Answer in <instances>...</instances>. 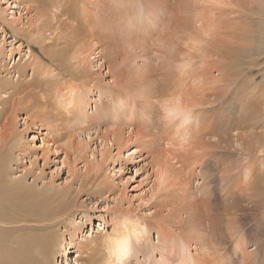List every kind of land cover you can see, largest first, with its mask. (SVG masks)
I'll list each match as a JSON object with an SVG mask.
<instances>
[{
  "label": "rangeland",
  "instance_id": "obj_1",
  "mask_svg": "<svg viewBox=\"0 0 264 264\" xmlns=\"http://www.w3.org/2000/svg\"><path fill=\"white\" fill-rule=\"evenodd\" d=\"M176 1L180 5H176ZM242 1L248 3V8L241 6ZM242 1L184 0L187 10L183 11L182 0H0V26L4 29V32L0 31V78L8 82L6 89L0 90V155L8 153V179L6 182L0 179V214L19 219L14 223L7 219L0 222V228L6 229L5 234L9 237L16 233L31 236L34 233L33 238L40 236L37 228L42 224L31 217L33 204L45 200V203L55 205L57 199L64 198L65 207L59 219L54 220L55 247L48 258L55 264H73L76 247L62 256L58 253L61 244L70 240L84 242L79 264H85L86 258H92L91 264H98L95 260L102 254V241L91 240L111 231L119 213L131 214L133 219L146 224L151 243L156 248L155 258L163 259L164 264H177L178 258L170 247L177 234L187 243L194 264H264V235L259 224L263 211L252 214L251 209L239 208L237 212L235 226L243 220L245 223L238 232L239 236L244 235L246 256L233 246L236 238L221 239L208 212L214 208L220 210L223 201L230 202L225 200L228 198L223 195L225 190L232 189L230 195L239 193L240 200L251 192L243 185L242 168L238 164L240 158L232 155L228 161H233L230 167L236 170L229 172L231 181L228 178L227 185L220 188L217 181L221 165H225L220 155L224 150L206 143L214 138L209 129L204 128L208 120L209 124L214 123L220 116L236 119L242 115L247 119L248 116L241 113L243 106L241 108L240 103L253 110L257 100L255 95H248L246 85L251 82L252 87H260L261 90L256 88L257 94L264 90V54H257L262 48L258 44L262 39L258 42V38L264 23L256 21L249 31V23L245 22L248 16H254L257 10L264 8V2L256 0L259 4L255 3L258 6L255 9L253 0H250L252 4L248 0L247 3ZM252 5L256 11L249 10ZM50 8L56 9V15H51ZM195 8L200 14L212 13V18L214 16L220 24L209 30L213 33L208 31L211 34L203 35L205 39L199 38V42L192 23L198 10ZM180 10L187 11L182 12L185 14L182 21L178 18L183 16ZM69 24L78 29L79 38L72 42L73 45L67 44V37L74 36L66 31L70 30L67 29ZM240 25L248 28L241 29L242 34L249 31L254 37L258 35L251 41L252 45L248 42V33L246 39V34L237 31ZM239 34L242 43L238 40L237 46L252 49L250 54L251 49L244 47L249 53L245 55L244 51V59L239 61L249 75L238 85L244 97L238 98L239 95L234 100H227L228 103L224 97L213 101V94H221L224 88L229 94L234 91L230 86L227 88L222 72L215 69L213 63L220 59L213 51L215 46L221 47L229 39L236 40L235 36ZM66 46L70 47L67 58L72 54L73 61L85 66L82 75L74 76L68 66L58 68L46 53ZM27 47L33 51L29 57L23 55ZM24 61L27 63L24 70L17 69L16 66ZM50 69L64 73L57 99L63 97L70 86L76 89V100L71 109L66 110L57 99L49 98L51 88L44 85L45 74ZM167 76L178 78L177 89L185 86L184 91L181 90L184 94L176 92L183 97L173 95L172 90L171 95L166 94L169 90L163 85L170 80ZM207 95H211L210 104L202 102ZM176 96L183 100L184 108L197 109L199 128L191 135L176 133L160 124L159 99L164 98L167 107L166 100H169L166 98H172V104H175ZM190 99L194 101L191 105L188 104ZM254 116L253 112L251 117ZM180 140L183 142L178 143ZM214 153L218 155L213 157ZM244 160L252 166L260 161L256 157ZM163 185H167L166 190L157 196ZM240 200V205H247L246 201ZM247 206L251 207L250 204ZM255 214L258 216L254 217ZM74 228L77 232L71 239L68 232ZM238 232L233 237H238ZM37 244L38 241L26 252V262L50 264L48 260L44 261L43 255L40 258L34 255ZM147 254L148 249L143 243L135 245V255L129 264H146Z\"/></svg>",
  "mask_w": 264,
  "mask_h": 264
},
{
  "label": "bare ground",
  "instance_id": "obj_2",
  "mask_svg": "<svg viewBox=\"0 0 264 264\" xmlns=\"http://www.w3.org/2000/svg\"><path fill=\"white\" fill-rule=\"evenodd\" d=\"M242 1V0H241ZM248 1H250V0H248ZM247 0H246V3L248 2ZM254 1V6L259 2H256V0H253ZM261 2L260 3H262V1L264 2V0H260ZM180 2H181V0H180ZM183 2V3H182ZM182 2H181V7H182V10L183 11H185V10H187V8H184L185 6L183 5L184 4V0H182ZM186 2V1H185ZM189 2V1H188ZM176 3H177V1H176ZM204 3V2H203ZM209 3V2H208ZM222 3V2H221ZM236 3V2H235ZM238 3H240V2H238ZM249 3H251L252 4V2L250 1ZM256 3V4H255ZM46 4V3H45ZM66 4V3H65ZM180 5V3H179V1H178V3L176 4V5ZM188 4V3H187ZM223 4V3H222ZM240 4H242L241 6H243V5H245V6H243L244 8L246 7V8H248L247 7V5H248V3L247 4H245V1H242ZM250 4V5H251ZM259 4V3H258ZM47 5V4H46ZM45 5V6H46ZM60 5V4H59ZM166 5V4H165ZM199 5V4H198ZM236 5V4H235ZM253 5L251 6V8L253 7ZM264 5V4H263ZM49 6V5H48ZM58 6V5H57ZM194 6H197V5H194ZM200 6V5H199ZM199 6H197L198 8H199ZM238 6V5H237ZM249 6V5H248ZM47 7V6H46ZM45 7V8H46ZM149 7V6H148ZM180 7V6H179ZM187 7V6H186ZM201 7V6H200ZM243 7H241V9L243 8ZM52 8H55L54 6H52ZM198 8H195L196 10L198 9ZM256 8H258V6L256 7L255 6V9ZM181 9V8H180ZM199 9H202V8H199ZM197 10V13H195L196 11L195 10H193V9H191V10H193L194 11V13H195V15L193 14V12H192V14L194 15V19H193V27H194V29H196L197 30V32H198V42H199V38H206V37H203V35H206V36H208L207 34H211V33H213L212 31H209V30H211V29H214L215 27L217 28L218 26H220V24L217 22V20L215 19V17L213 16V18H212V13H205V14H200V10ZM213 9V8H212ZM49 10H52L50 13H51V15L53 16V15H56V9L55 10H53V9H49ZM182 10H180V12L182 13L183 11ZM209 10H211V7H210V9ZM209 10L208 11H206V12H209ZM249 10H251V11H256V10H253V8L252 9H249ZM248 10V11H249ZM46 11H48V8H47V10ZM79 11V10H78ZM179 11V10H178ZM214 11V10H213ZM223 11V10H222ZM251 11H249V13L251 12ZM258 11V10H257ZM255 12L254 14V16H248L247 17V20L245 21V22H248L249 23V25H248V27H249V31H251L250 30V27H251V29H252V26H254V23L256 22V21H259V23L262 21L263 23H264V8H261V10L260 11H258V12ZM176 12H177V10H176ZM199 12V13H198ZM228 12V11H227ZM178 13V12H177ZM180 13V14H181ZM183 13H187V11L186 12H183ZM182 13V15L183 16H181V17H178L179 19L180 18H182V17H184L185 18V14H183ZM204 13V12H203ZM216 13V12H215ZM251 13H253V12H251ZM234 14V13H233ZM214 15V14H213ZM49 17V16H48ZM187 17V16H186ZM45 18V17H44ZM62 18V17H61ZM189 18V17H188ZM192 18V17H191ZM230 18V17H229ZM47 19V18H46ZM183 20V18L181 19V21ZM51 20H49V22H50ZM52 22V21H51ZM244 22V23H245ZM261 22V23H262ZM192 23H191V25H192ZM196 23H197V25H196ZM57 24V23H56ZM186 24V23H185ZM256 24V23H255ZM50 25V24H49ZM70 25V27L68 26L67 27V29H72L71 31L70 30H66L69 34L71 33L72 35H74L73 37H71V36H69L68 34V36L69 37H67V39L69 38V40L67 41V44L68 43H70V44H72L73 45V43H74V40L76 41V40H78V29L75 27H73L71 24H69ZM187 25V24H186ZM245 25V24H244ZM247 25V24H246ZM245 25V26H246ZM261 25V24H260ZM262 25H264V24H262ZM45 26H47V25H45ZM189 26V25H188ZM237 26V25H236ZM245 26H243V28H241L242 26L240 25V29H237V31L241 34V35H244V34H246V33H248V36H247V34L246 35H244L245 37L247 36L248 37V42L250 41H255L256 39H254L256 36L258 37V35H256L257 33V31L256 32H254V33H256L255 35V37H254V35L251 33V32H246V33H244V34H242L243 33V31L242 30H245V29H248V28H245ZM238 27V26H237ZM263 28L262 29H259V38H258V42H260V38L262 39V41L260 42V43H258L262 48H260L259 49V51L257 52V54H264V26H262ZM57 28V27H56ZM74 28V29H73ZM190 28H191V26H190ZM231 29V28H230ZM242 29V30H241ZM257 29V28H256ZM232 30V29H231ZM254 31H255V29H253ZM258 30V29H257ZM0 31L2 32H4V29H3V27L2 26H0ZM208 31L209 32H211V33H208ZM216 31V30H215ZM240 31H242V32H240ZM119 32V31H118ZM151 32V31H150ZM191 32V31H190ZM192 32H193V30H192ZM202 32V33H201ZM217 32H220V30L219 31H217ZM235 32V31H234ZM237 32V33H238ZM253 32V31H252ZM74 33H76L77 35L75 36V34ZM196 33V32H195ZM199 33H201V34H199ZM250 33H251V35H250ZM63 34V33H62ZM65 34V33H64ZM70 34V35H71ZM194 33H192V35H193ZM235 34H236V32H235ZM234 34V35H235ZM237 35V36H235V39L236 40H234V41H231L230 39L227 41V43H224L223 45L221 44V47H218L217 48V46H215L216 47V49L213 51V49H211V51H213V54L214 55H216L217 56V58L218 59H220V61H218V62H214L213 63V65H214V67H215V69L218 71L219 70V73H221L222 72V74H223V76L222 77H224V80L227 82V83H225V84H227V88L230 86V88H232L234 91H232V93H231V91H230V94L229 93H227L229 90L228 89H225V91H224V89H223V92H221V94H213V96H214V99H213V101H217V99L218 98H222V97H224L225 98V101H227V100H231L232 98V100H234V98L236 97H238L239 95H241L240 94V90L238 89V85H239V83H241L244 79H245V77H246V72H245V67H243L244 65H240L239 64V61L241 62L242 61V59H244L243 57L245 56V55H247L248 53H249V50H248V52L246 51L247 49H251V47L250 48H247L246 46H243V47H239V44H238V46H237V42H238V40L241 42V40H242V38H241V35ZM30 35V34H29ZM66 35V34H65ZM154 35V34H153ZM190 35V34H189ZM191 35V36H192ZM214 35V34H213ZM243 36V37H244ZM247 37H246V39H247ZM192 37H190V39H191ZM229 38V37H228ZM234 38V37H233ZM240 38V39H239ZM245 39V40H246ZM200 40H202V39H200ZM203 41V40H202ZM73 42V43H72ZM250 43L251 45L253 44V43ZM191 43H192V41H191ZM195 43H196V41H195ZM242 43V42H241ZM247 43V41H245V44ZM255 43V42H254ZM94 44H96V42L94 43ZM193 45H194V42L192 43ZM191 44V45H192ZM249 44V45H250ZM71 45V46H72ZM248 45V46H249ZM260 46H257V47H260ZM244 47H246V48H244ZM70 48V47H69ZM67 46H66V48L65 47H63L62 49H60V50H57V51H51V52H47L46 51V53L49 55V57H50V60L52 61V62H55L56 63V66H58V68L60 67V69H65L66 68V59H67V50L69 49ZM148 48V47H147ZM190 49H192L191 47H190ZM193 49H194V47H193ZM244 49H246V50H244ZM48 50V49H47ZM244 51H246V52H244ZM0 52H1V49H0ZM10 52L12 53V50H10ZM20 51H18V53H19ZM209 52V51H208ZM243 52H244V56H243ZM251 52H252V49L250 50V54H251ZM247 53V54H246ZM20 54H21V52H20ZM19 54V55H20ZM31 54H33V51H32V49H30L29 47H27V49H26V51H24V53H23V55H26V56H30ZM45 54V53H44ZM253 55L252 56H254L255 55V53H252ZM250 57H252L251 55H249ZM20 57V56H19ZM258 57V56H257ZM263 57H264V55H263ZM249 58V57H248ZM254 58H255V56H254ZM21 58H19L18 60H20ZM252 60H253V58H251ZM256 59V58H255ZM50 61V62H51ZM244 62V61H243ZM13 63H14V61H13ZM20 64V65H19ZM17 66H16V68L17 69H22V70H24V67L27 65V63L24 61V62H21V63H19ZM243 64H245V63H243ZM247 64H249V63H247ZM250 66V65H249ZM68 68V67H67ZM87 68V67H86ZM69 69V68H68ZM180 69V68H179ZM182 70V69H181ZM221 71V72H220ZM48 72V71H47ZM62 72V71H61ZM86 72V71H85ZM182 76V75H181ZM219 76V75H218ZM247 76H249V75H247ZM166 76H164V78H165ZM167 77H169L170 78V80H169V78H167V80H169V81H167L168 83L166 84V82L164 83V85H163V87L164 88H166V90H169V91H166V94L168 93V94H170L171 95V93H172V91H174L175 93H172L173 95L175 94V95H177V96H179L180 94H178V93H176V92H179V91H181L182 90V88L183 89H185V86L183 85V86H181L180 87V89H177V86H179V81H178V78H176V77H174V78H172L173 77V75H172V77H170V76H167ZM253 77V76H252ZM171 78L173 79V80H171ZM181 78V77H180ZM219 78H221V77H219ZM248 78H250V77H248ZM166 79V78H165ZM184 78H182V80H183ZM181 80V81H182ZM164 81H166V80H164ZM164 81H162V83L164 82ZM170 81H172V82H170ZM183 81H185V80H183ZM223 81V80H222ZM248 81H250L249 79H248ZM253 81V80H252ZM224 82V81H223ZM244 82V81H243ZM46 83H47V81H46ZM46 83H45V85L44 86H46ZM181 84H183V82H181ZM184 84H186V81H185V83ZM243 84V83H242ZM242 84H240V85H242ZM7 85H8V82L4 79V78H0V90L1 89H6V87H7ZM262 85V84H261ZM187 86V85H186ZM244 86V85H243ZM253 86H255V85H253ZM257 86V85H256ZM252 87V85H251V82L250 83H248L247 85H246V90H247V92H248V95H250V94H253V95H255V98H256V100H257V102H256V107L253 109V110H250V109H247V108H244V104L241 102L240 103V105L239 106H241V108H242V106H243V109H241V113L242 112H244L245 113V115L246 116H248V118L246 119L245 118V116L244 117H242V115H238L239 117H236V119H232L231 117H226V116H220V118H218V119H216L217 121L216 122H214V123H210L209 124V122L208 121H210V120H208L207 121V124L205 123V125L204 126H206L207 125V127H204L205 129H209V133H210V135L214 138V141H210L209 140V142H206L207 144H210V145H213V146H215V147H219L220 149H222V150H224L222 153L223 154H220L221 155V157L223 158V163L222 164H225V165H221V175L218 177L219 178V181H217L218 182V184H219V186H220V188H224L226 185H227V181H228V178L230 177V173L229 172H231L233 169H235V168H231L230 167V162H233V161H228V158H230L231 157V155L232 156H238L240 159V163H238V164H240V167L242 168V172H240L241 173V176H242V178H243V181L245 182V184H243V185H247L248 186V188L251 190V192H250V194L248 193L247 195H246V197L243 199V200H240L241 199V196H240V194L238 195V194H236V192L234 193V194H232V195H230V192L231 193H233V191H232V189H229V190H225V192L223 193V195L224 196H227V197H225V198H227V199H225L226 201H230V202H226V203H224V201L223 202H221V204H223L222 205V207H221V209L220 210H215V208L212 210V211H210V209H209V211L208 212H210V214H211V216H212V221L214 222V224H212V226H215V229H216V231L219 233V236H221V239L222 238H225L224 240H226L227 238H229V236H231V237H233L234 236V234H236V232H238L243 226H245L244 224V220L243 221H241V220H239V221H241L237 226H235V220H237V216H238V211H239V208H240V210H249V209H251L252 210V214H253V211H257V210H259V212L260 213H262V211H263V214L262 215H260V217H262V220L261 221H259V224H260V226H261V232H263V235H264V184L262 185V183H264V155H261L262 153L264 154V90H263V92H261V93H259V94H257V92H256V88H259L260 90H261V88L260 87ZM49 87V86H48ZM71 87V86H70ZM223 87V86H222ZM262 87V86H261ZM48 89L49 88H47V91L46 92H48ZM37 90V89H36ZM51 90V89H50ZM49 90V91H50ZM170 90H172L171 91V93H169L170 92ZM182 91H184V90H182ZM181 91V94L183 93H185V92H182ZM188 91H189V89H188ZM228 94H226V93ZM244 92H245V90H244ZM34 93V92H33ZM180 93V92H179ZM200 93V92H199ZM223 93H225V95L223 94ZM242 93V92H241ZM46 94H48V93H46ZM186 94H187V96H189L188 95V93L186 92ZM193 95H194V93H192ZM211 94V93H210ZM223 94V95H222ZM234 94H235V96H234ZM62 95H63V93H62ZM147 95H149V97H150V99H151V96H150V94H147ZM162 95V94H161ZM169 95V96H170ZM173 95H172V97H173ZM247 95V94H246ZM34 96V95H33ZM140 96V95H139ZM167 96V95H166ZM175 97V99H174V102H175V104H179V103H182V105H183V100L182 99H180L181 97L180 96H182L183 97V95H180L179 97L180 98H178V97ZM195 96V95H194ZM251 96V95H250ZM163 97H164V95H163ZM168 97V96H167ZM196 97H198V96H196ZM202 97H204V96H202ZM242 97H244V96H239L238 98H242ZM248 97V96H247ZM31 98V97H30ZM37 98V97H36ZM156 98V97H155ZM162 98V97H161ZM165 98V97H164ZM164 98H162L163 100H164ZM193 99H197V98H195V97H192ZM166 99H168L169 101H170V99H171V102H169V101H167L166 100V102H168L169 104L168 105H170V103L172 104V98H166ZM180 99V101H179V103H178V100ZM187 99V98H186ZM203 99V101L202 102H204V103H211L212 102V99H211V95H207L206 96V98L204 97V98H202ZM249 99V98H248ZM254 99V98H253ZM37 100V99H36ZM148 100V99H147ZM160 100V99H159ZM198 100V103H200V104H202L201 103V101L199 100V99H197ZM240 100V99H239ZM239 100H237V101H239ZM252 100V99H251ZM224 100H223V102H225ZM242 101V100H241ZM165 102V103H166ZM185 102H186V100H185ZM188 102V101H187ZM192 102L194 103V101H191V99H190V103H188V104H192ZM226 103H228V101L226 102ZM54 104V103H53ZM153 104V103H152ZM167 104V103H166ZM199 104V105H200ZM238 104V103H237ZM56 105V104H55ZM151 105V104H150ZM31 106V105H30ZM62 106V105H61ZM146 106V105H145ZM188 106V105H187ZM233 106V105H232ZM237 106V105H236ZM38 107V106H37ZM238 108V107H237ZM187 109V108H186ZM189 109V108H188ZM218 109V108H217ZM221 109V108H220ZM223 109V108H222ZM243 110V111H242ZM225 111V110H224ZM214 112V111H213ZM240 112V111H239ZM253 112L255 113V116L254 117H251V114L253 115ZM198 113V112H197ZM218 113V112H217ZM221 113V112H220ZM223 113V112H222ZM221 113V114H222ZM243 113V114H244ZM211 114V113H210ZM210 114L208 115V116H210ZM240 114V113H239ZM40 115V114H39ZM46 115V114H45ZM203 115V114H202ZM201 115V116H202ZM200 116V115H199ZM204 116V115H203ZM207 116V115H206ZM60 117V116H59ZM205 117V116H204ZM217 117H219V116H217ZM64 118V117H63ZM68 118V117H67ZM206 118V117H205ZM212 118H214V116H212ZM66 119V118H65ZM201 119V118H200ZM45 124V123H44ZM217 125V126H216ZM160 129V128H159ZM137 130V129H136ZM204 131H206V130H204ZM233 132V133H232ZM220 133V134H219ZM131 134H133V133H131ZM142 134V133H141ZM169 135V134H168ZM142 136V135H141ZM146 136V135H145ZM174 136V135H173ZM180 136V135H179ZM142 138H143V136H142ZM203 140V139H202ZM186 141V140H185ZM189 141V140H188ZM111 142V141H110ZM181 142H183V140H180V142H178V143H181ZM187 142V141H186ZM190 142V141H189ZM189 142H187L188 144H190ZM186 143V144H187ZM183 144V143H182ZM104 145V144H103ZM184 145H185V142H184ZM191 145V144H190ZM195 145V144H194ZM173 147V146H172ZM177 148V147H176ZM185 148H188V147H186L185 146ZM185 148H184V150H185ZM179 151H180V149L179 148H177ZM183 149V148H182ZM198 149H199V147H198ZM170 149H168V151H169ZM166 151V150H165ZM174 151V150H173ZM175 151H176V149H175ZM194 151V150H193ZM202 151V150H201ZM230 151H231V153H230ZM2 152V151H1ZM183 152H185V151H183ZM182 152V153H183ZM169 153H171V150L169 151ZM193 153V152H192ZM102 154V153H101ZM178 154V153H177ZM166 155V154H165ZM214 155H218V154H213V157H214ZM221 157H219L218 158V160H220V158ZM250 157H256L257 159H260V161L258 162V165H254V166H252V163H251V165H248L247 163H244V159H246V158H250ZM174 158V157H173ZM198 158V157H197ZM10 159V158H9ZM249 160V159H248ZM10 161V160H9ZM200 161V160H199ZM222 161V160H221ZM220 161V162H221ZM250 161V160H249ZM246 162H248V161H246ZM244 163V164H243ZM178 164V163H177ZM226 164L227 165H229V166H226ZM222 166H224L223 168H222ZM238 169H239V167H237ZM7 169H8V153H2L1 155H0V179H1V181H3V180H5V182L7 181V176H8V174H7ZM172 169H173V167H172ZM185 169V168H184ZM216 169V168H215ZM176 170V169H175ZM178 170V169H177ZM218 170V169H217ZM236 170V169H235ZM179 171V170H178ZM186 171V170H185ZM226 171V172H225ZM209 172V171H208ZM179 173V172H178ZM218 173H219V171H218ZM179 174H181V173H179ZM183 174V173H182ZM202 175V174H201ZM211 175V174H210ZM176 177V176H175ZM212 177V176H211ZM214 177V176H213ZM177 178V177H176ZM179 178V177H178ZM184 178V177H183ZM218 178L216 179V180H218ZM241 178V177H240ZM215 179H214V181H215ZM239 180V179H238ZM263 182H262V181ZM229 181H231V179L229 178ZM180 183H181V181H180ZM179 183V184H180ZM256 183H258V184H256ZM186 184V183H185ZM230 185H231V183H230ZM250 185H253L254 186V188L253 187H251ZM246 186V187H247ZM245 187V188H246ZM191 189V188H190ZM228 189V188H227ZM180 190V189H179ZM182 190V189H181ZM244 191V190H243ZM247 192H248V190H247ZM189 193V192H188ZM242 193V192H241ZM190 194V193H189ZM178 196V195H177ZM190 196V195H189ZM239 196V197H238ZM180 197V196H179ZM42 200V199H41ZM175 200V199H174ZM246 201L247 203V205L248 204H250V206L251 207H248L247 205L246 206H244V204L243 205H240V202H238V201ZM45 200H43V202L41 201V202H36L35 201V203L33 204V206H32V211H31V217L33 218V220L34 221H36L37 223H39V224H42L40 227L38 226V228H37V230L38 231H40L39 233V235L40 236H35L34 238H33V234H32V236L29 234H27V235H25V233H24V235H20V234H15L14 236H11V237H9L7 234H5V232H4V230H6V229H3V228H0V264H26L27 262H26V252L30 249V247L32 246V245H34L37 241H38V248H39V250H40V253H41V255H43V257H44V261H46V260H48V258L50 257V252L51 253H53V248L55 247V240H54V238H53V235L55 234L54 233V227H55V225H54V223H55V221L54 220H56L59 216H60V214H61V212L63 211V209H64V207H65V204H64V198H61V199H57V204H55V205H52V204H48V203H45L44 202ZM50 201V200H49ZM48 202V201H47ZM51 202V201H50ZM49 202V203H50ZM53 203V202H52ZM66 203V202H65ZM178 203V202H177ZM212 203V202H211ZM177 205V204H176ZM259 207V208H258ZM190 209V208H189ZM177 210V209H176ZM194 210H196V208L194 209ZM215 210V211H214ZM197 212V211H196ZM176 214V213H175ZM196 215H197V213H196ZM199 216H200V214H198ZM207 215V214H206ZM256 215L257 214H255V215H253L254 217H256ZM190 216V215H189ZM202 216H203V214H202ZM258 216V215H257ZM7 217H9V218H7ZM176 217V216H175ZM182 217V216H181ZM184 217V216H183ZM197 217V216H196ZM260 217H258L259 219H260ZM199 218H202V217H199ZM198 217H197V219H199ZM4 219H7V220H10L9 221V223H14V222H16V221H18L19 219L17 218V217H15V216H8V215H3V214H0V222H4ZM59 219V218H58ZM191 220V219H190ZM211 220V219H210ZM258 220V219H257ZM199 221V220H198ZM179 222H182L183 223V220H180ZM191 222V221H190ZM141 223H143V222H141ZM211 223V222H210ZM1 224V223H0ZM6 224V223H5ZM144 225H146L145 223H143ZM192 224V223H191ZM202 224V223H201ZM200 224V225H201ZM195 225V224H194ZM198 225H199V223H198ZM196 226L195 225V227H199V226ZM203 225V224H202ZM201 225V226H202ZM192 226V225H191ZM200 228V227H199ZM29 231H30V229H29ZM76 232H77V230H76V228H74V231L73 230H71L70 231V233L68 232V234H69V236H70V238L72 239V234L73 235H76ZM27 233V232H26ZM29 233V232H28ZM32 233V232H31ZM103 236H100V237H98V239H90L92 242H97L98 240H101L102 241V238ZM230 237V238H231ZM264 237V236H263ZM262 237V238H263ZM33 238V239H32ZM261 238V239H262ZM260 239V240H261ZM260 240L258 241V243L260 242ZM234 241V240H233ZM245 241H244V235H240V236H238V237H236V239H235V241H234V245L233 246H235V248L237 249V251H239V252H241V253H243V255L242 256H246V255H244V254H246V244L244 243ZM257 243V244H258ZM83 244H84V242H81V241H78L77 243L75 242V243H73L72 242V240H70V241H68L67 243H62L61 245H62V249H61V251H60V249H59V251H58V253L62 256V255H64V254H67V251H69V250H71L72 249V247L74 246V247H76L77 248V252H76V256H75V259H73L72 261H73V264H79L80 263V260H82V256H81V254H80V251H81V249L83 248ZM91 247H92V245H91ZM94 247H95V245H94ZM94 247H92V248H94ZM33 249V248H32ZM35 249V248H34ZM31 252V251H30ZM90 255V254H89ZM29 256V255H28ZM31 256V255H30ZM60 256V257H61ZM89 258V257H88ZM84 259V258H83ZM91 260H92V258H90V259H87L86 258V262H85V264H91ZM44 261H43V263H44ZM49 261V263L50 264H55V262L53 263V260H48ZM85 261V260H84ZM98 261H99V258H96V260H95V262H97L98 263ZM26 262V263H25ZM47 262V261H46ZM57 262H58V260H57ZM28 264V263H27ZM47 264V263H46ZM57 264V263H56ZM59 264V263H58ZM251 264H254V262L253 263H251Z\"/></svg>",
  "mask_w": 264,
  "mask_h": 264
},
{
  "label": "clouds",
  "instance_id": "obj_3",
  "mask_svg": "<svg viewBox=\"0 0 264 264\" xmlns=\"http://www.w3.org/2000/svg\"><path fill=\"white\" fill-rule=\"evenodd\" d=\"M72 54L67 58L66 65L74 76L83 74L84 65L77 63L71 59ZM64 73L57 69H50L45 74L46 85L51 88L49 98L57 99V90ZM76 100V89L69 87L63 97L57 99L58 103H62L63 107L71 109ZM159 104V121L161 126L171 128L179 134L191 135L193 131L199 128V121L196 115L197 109H186L182 103L170 104L164 106V100L161 99ZM82 125L80 122H73ZM167 185H163L159 194L166 190ZM239 236V232H238ZM236 238V237H232ZM143 243L148 249L146 256V264H164L163 259H156V248L152 245L149 231L139 220L133 219L131 214H117L111 231L103 234L102 237V254L98 264H129V261L135 255V245ZM171 251L177 256V264H194V258L187 243L180 238L179 234L170 242ZM34 255L40 258L39 248L34 249Z\"/></svg>",
  "mask_w": 264,
  "mask_h": 264
}]
</instances>
